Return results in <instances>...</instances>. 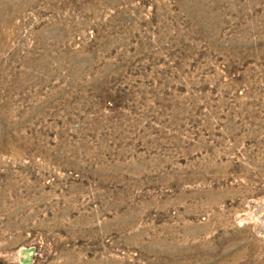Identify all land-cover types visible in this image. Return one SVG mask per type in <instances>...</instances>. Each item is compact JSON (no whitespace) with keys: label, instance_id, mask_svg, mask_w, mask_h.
<instances>
[{"label":"rangeland","instance_id":"obj_1","mask_svg":"<svg viewBox=\"0 0 264 264\" xmlns=\"http://www.w3.org/2000/svg\"><path fill=\"white\" fill-rule=\"evenodd\" d=\"M0 264H264V0H0Z\"/></svg>","mask_w":264,"mask_h":264}]
</instances>
